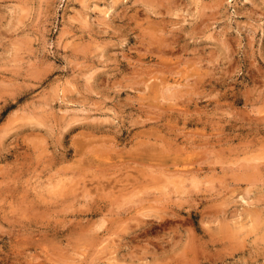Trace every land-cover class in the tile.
Returning a JSON list of instances; mask_svg holds the SVG:
<instances>
[{"label":"clouds","instance_id":"obj_1","mask_svg":"<svg viewBox=\"0 0 264 264\" xmlns=\"http://www.w3.org/2000/svg\"><path fill=\"white\" fill-rule=\"evenodd\" d=\"M0 264H264V0H0Z\"/></svg>","mask_w":264,"mask_h":264}]
</instances>
